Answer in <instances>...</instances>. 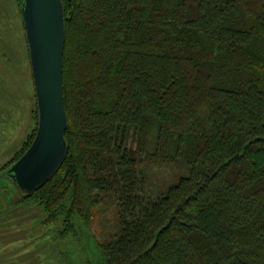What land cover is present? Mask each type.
<instances>
[{"label":"trees","instance_id":"trees-1","mask_svg":"<svg viewBox=\"0 0 264 264\" xmlns=\"http://www.w3.org/2000/svg\"><path fill=\"white\" fill-rule=\"evenodd\" d=\"M62 3L68 150L13 203L62 240L110 213L97 264H264V0Z\"/></svg>","mask_w":264,"mask_h":264},{"label":"rangeland","instance_id":"rangeland-1","mask_svg":"<svg viewBox=\"0 0 264 264\" xmlns=\"http://www.w3.org/2000/svg\"><path fill=\"white\" fill-rule=\"evenodd\" d=\"M18 0H0V169L36 129L37 105ZM38 118V117H37ZM154 169V188L172 178ZM169 175V176H168ZM0 264H97V240L112 234L110 213L94 216L76 237L56 238L62 224H46V214L32 199L14 204L18 192L0 178ZM8 200H10L8 202ZM12 201V202H11Z\"/></svg>","mask_w":264,"mask_h":264},{"label":"water","instance_id":"water-1","mask_svg":"<svg viewBox=\"0 0 264 264\" xmlns=\"http://www.w3.org/2000/svg\"><path fill=\"white\" fill-rule=\"evenodd\" d=\"M20 15L36 98L37 129L28 149L0 177L26 196L56 172L68 150L63 96L65 18L62 0H22Z\"/></svg>","mask_w":264,"mask_h":264}]
</instances>
